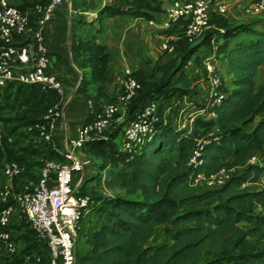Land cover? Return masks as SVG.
<instances>
[{
    "label": "trees",
    "instance_id": "16d2710c",
    "mask_svg": "<svg viewBox=\"0 0 264 264\" xmlns=\"http://www.w3.org/2000/svg\"><path fill=\"white\" fill-rule=\"evenodd\" d=\"M80 1L86 4V0ZM161 3V0H109L97 14L100 17L128 14L150 20L162 10ZM183 25V20L177 19L162 30L166 35H175L170 39L175 55L157 65L161 71L157 79L148 80L139 68L133 71L140 86L129 101L136 99L129 108V118L146 97L156 99L162 112L165 107L162 97L159 101L151 94L156 80L167 85L176 75L184 89L192 86L184 66L195 49L190 48ZM209 27L211 30L205 32L201 44L215 45L216 52L226 60L235 87L224 89L215 107L216 117H197L190 132L160 121L150 139L133 152L97 135L85 142L88 154L94 158L95 153L100 158L96 171L85 182L90 180L104 190L123 192L92 198L76 233V264H191L204 253L209 256L199 264H264V82L259 86L255 82L257 69L264 65V15L258 20L237 23L225 14L213 12ZM102 29L100 24L92 35L77 37L81 87L92 102L86 121L94 117L103 102L116 101V96L105 92L109 55L98 40ZM178 53H182L180 57ZM91 85L95 86L94 91H90ZM0 96L3 98L0 114L6 106L15 107L16 100L27 105L25 125L40 120L60 97L48 86L23 82H9L0 87ZM3 125L12 134L4 122ZM212 127L214 135L202 144L201 161L187 164L197 138L204 129ZM31 134L35 136V131ZM9 143L3 141L6 158L21 164V181L32 176L29 172L25 175L23 170L28 157L63 159L52 141L39 139L18 155L6 145ZM168 153L175 154V158L170 159ZM257 156L259 160L251 161ZM221 167L230 170V175L219 186L204 188L194 182L197 172L210 173ZM160 226L164 238L150 243ZM15 227L18 238L22 237L20 243L13 233ZM11 232L20 251L40 254V260L31 264H49L45 241L36 235L24 216L11 227ZM248 239L256 240L258 245L247 246ZM5 256L0 247V264H5Z\"/></svg>",
    "mask_w": 264,
    "mask_h": 264
},
{
    "label": "built area",
    "instance_id": "2783aa9c",
    "mask_svg": "<svg viewBox=\"0 0 264 264\" xmlns=\"http://www.w3.org/2000/svg\"><path fill=\"white\" fill-rule=\"evenodd\" d=\"M63 1L0 0V87L9 82L35 83L54 89L60 96L57 102L47 108L40 120L28 125L29 130L35 131V136L46 141H52L65 87L63 81L50 70L44 25L56 6ZM229 1L172 0L163 18L158 22L155 18L150 19L149 22L160 23L166 28L172 21L182 19L184 34L192 41L210 26L213 12L226 14ZM240 8L245 14L261 16L264 15V0H240ZM161 47L166 51L175 50L170 38L164 40ZM204 68L209 93L198 105L188 110V102L178 100L165 106L161 112L156 99L144 98L124 125L120 147L132 152L138 150L150 139L160 121L167 122V114L171 110L177 112L170 123L188 132L197 117H216L215 107L221 101L224 90L220 87L217 64L207 58ZM124 74L116 101L103 102L94 117L79 124L75 133L58 149L63 159H39L36 180L24 179L18 185L15 180H20L21 164L9 159L0 163V173L6 178L0 186V247L9 258L7 262L4 259L5 264H31L40 260L41 256L36 251H20L18 242L13 238L12 222L21 216L26 218L36 235L45 241L49 264H76L77 229L93 201L81 189L86 178V167L94 162L86 151L85 142L110 127L117 113L125 110L136 95L140 83L133 75V70L126 67ZM87 104L89 110H92L90 99ZM208 137L197 138L187 164L196 165L201 161L200 150ZM12 139L13 135L7 132L0 119V148L4 140L9 143ZM254 159L252 157L251 161ZM229 175L230 170L221 167L210 173L197 172L193 180L204 188H213L222 184Z\"/></svg>",
    "mask_w": 264,
    "mask_h": 264
},
{
    "label": "crops",
    "instance_id": "0c3cea01",
    "mask_svg": "<svg viewBox=\"0 0 264 264\" xmlns=\"http://www.w3.org/2000/svg\"><path fill=\"white\" fill-rule=\"evenodd\" d=\"M107 1L109 0H86V4L83 5L80 0H64L56 6L44 25L50 70L63 81L65 87V93L61 99L60 116L56 119L52 138L53 146L59 150L63 147L65 140L75 133L76 127L86 120L89 113L88 110L87 115L85 114L88 98L81 87L82 67L77 51V37L79 35H92L96 28L100 24L102 25L103 29L98 35V40L105 45L109 55L105 69V92L110 96H116L119 92L125 76L124 68L129 67L133 71L139 68L148 80H152L161 74L157 65L167 62L175 55L174 51H166L161 47L164 40L175 38V35L163 33L162 30L165 27L161 26L160 23H150L143 16L128 14L100 17L97 14L98 9ZM161 1L162 10L157 12L155 17L157 22L164 17L166 9L172 2V0ZM225 15L237 23L261 17L259 15H251L250 17L242 12L240 0H230ZM204 35L205 32L202 33L201 37L203 38ZM200 49H202L201 54L204 56L200 58L202 60L199 66L194 65L187 72L185 67L191 68L192 64L191 59H189L184 70L191 78L192 86L201 76L198 85L205 87L208 79L205 74L204 62L207 58H211L218 64L220 59H216L213 54L221 56V53L216 52L215 45L209 43H202ZM209 50L213 51L211 56H209ZM262 68L264 65L257 69L256 86L264 82L263 76L262 81L257 84V77ZM202 75H205V78ZM231 84L230 89L235 87L232 82ZM94 89L95 86L91 85L90 91H94ZM179 101L186 102L184 98ZM55 138L59 140L60 146L56 144ZM12 151L15 155L20 152L18 150ZM6 159L4 150L0 152V163ZM33 167L37 170H32V172L39 173V166ZM30 178L33 179V176ZM5 181L6 178L0 173V186ZM15 182L18 185L21 184V180H15ZM18 221L16 220L15 223Z\"/></svg>",
    "mask_w": 264,
    "mask_h": 264
},
{
    "label": "rangeland",
    "instance_id": "374dc122",
    "mask_svg": "<svg viewBox=\"0 0 264 264\" xmlns=\"http://www.w3.org/2000/svg\"><path fill=\"white\" fill-rule=\"evenodd\" d=\"M248 16L251 17L252 14H247ZM256 20L260 19V18H255ZM254 20V19H251ZM257 28V27H255ZM210 31L211 28L208 27L204 30V32L206 31ZM201 36H196L192 41H190L189 46L190 48H194L195 51L194 53L189 56L192 64H191V68H189L188 66H184L186 68V71L188 72L189 69H192L194 65L199 66V63L201 62L202 59H200L201 57H203L204 55L201 54L202 49H200L201 47ZM198 52V53H196ZM213 51L209 50V56H211V53ZM183 53V52H182ZM182 53H178V56L180 57V55ZM196 54V55H195ZM216 59H220L218 60V64H217V68H218V74L220 76V87L221 89H227L229 90L232 86L231 84V72L228 69L227 65H226V60L223 59L222 55L221 56H217L216 54H213ZM221 59H223V61H221ZM200 76V75H199ZM198 76V77H199ZM203 78H205V75H202ZM264 76V68L261 69L260 74L258 75V79H257V84H259ZM201 77V76H200ZM200 77L197 79L196 83H194L193 86H191L189 89H184L181 85V83H178L177 79H176V75H174L172 78H170L168 80L169 84L167 85H162V81L161 80H156V84L154 86V89L152 90L151 94L156 95V97L159 99V101L161 100V97L163 99V104H165V106L169 105V104H173L176 103L177 100H183V98L188 102V110H190L192 108L193 105H198L199 101L203 98L206 97L207 94L209 93V84L206 83L207 85L200 87L198 85V81L200 80ZM157 79V78H155ZM154 79V80H155ZM195 79V77H194ZM159 93V94H158ZM175 93V94H174ZM174 94V95H172ZM12 97L9 98L8 104H10V102L12 101ZM3 98L0 96V101L2 102ZM136 101V99L132 100L131 102H129L125 108V110H121L119 113H117V118L112 122V125L108 128H106L105 130H103L101 133L97 134L96 137H98L99 139H103L105 141H113L114 144H117V146L119 147L120 145V138L122 136V130L124 128V125L126 123L127 118L130 117L131 112L129 111L130 106ZM27 107L26 104H23L22 102H19L18 100H16L15 102V107L10 108L9 106H6L3 113L0 114V119L6 124L7 129L12 133L13 135V139L9 144H6L10 147H12L14 150H20V152H22L24 149V147H30V146H34L35 141L39 140L40 138L37 136H34L33 134H31L32 130L28 129V125L24 124L25 121V117H24V109ZM88 107L87 110L85 112V114L87 115L88 113ZM177 110H171L168 114H167V121L170 122L172 117H174L176 115ZM215 128H208V129H204L202 131V133L200 134L199 138H205L210 136L212 133H214ZM56 144L58 146H60L59 144V140L55 138ZM5 146L2 143V146L0 148V152H2L4 150ZM108 149V147H106ZM88 150V149H87ZM91 150V149H90ZM89 150V151H90ZM92 151V150H91ZM92 154V153H91ZM94 156V162L90 165H88L86 167V173H85V177H87L90 173L95 172L96 171V162L98 161V158L96 156L95 153L92 154ZM167 156L170 159H174L175 158V154H171L168 153ZM29 158V164L27 163L24 166V174L27 175L26 172H29L32 176H33V180H36L38 177V173L36 171H34V173L32 172V170H37L35 167H33V165L38 166L39 163V158L38 157H33L30 156ZM260 156L255 157L254 160H259ZM32 165V166H31ZM118 168V166H117ZM262 180L264 182V174L262 175ZM83 192L87 193L91 196V198L94 199V196L98 195V194H106V193H122L123 190H119V189H110L105 191L104 187L100 186L99 184H97L96 182L93 181H88L85 182V185L83 187ZM16 220H20V218H17L15 220H13L11 227L14 228L15 225V221ZM82 224V221H81ZM14 235H17V241L20 243L22 241V237L18 238L19 235V231L18 228L15 227L14 231H13ZM27 233H30L27 231ZM164 238L163 232H162V227L160 226L155 235L152 237V239L149 241L150 243H158L160 242L162 239ZM247 246L249 247H256L258 245V242L254 239H248L247 241ZM209 255L208 254H202L201 257L196 260L195 262L191 263V264H199L203 259L207 258ZM4 259L9 260V258L7 256L4 257Z\"/></svg>",
    "mask_w": 264,
    "mask_h": 264
}]
</instances>
